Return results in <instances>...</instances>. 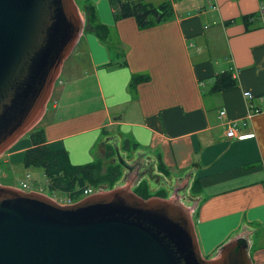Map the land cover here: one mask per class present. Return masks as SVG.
I'll return each mask as SVG.
<instances>
[{"label": "crops", "instance_id": "0c3cea01", "mask_svg": "<svg viewBox=\"0 0 264 264\" xmlns=\"http://www.w3.org/2000/svg\"><path fill=\"white\" fill-rule=\"evenodd\" d=\"M147 1L171 2L172 17L140 30L132 18L115 21L108 0H74L83 30L34 128L74 166L96 161L104 142L113 148L121 139L133 142L157 170L160 162L176 181L197 182L191 218L203 258L214 259L224 243L245 234L252 264H264V28L242 22L262 0ZM86 4L117 34L119 54L94 33ZM226 71L236 86L211 94ZM134 75L149 81L131 93ZM231 124L236 137L228 138ZM25 135L0 155L2 186L14 188V169L31 147Z\"/></svg>", "mask_w": 264, "mask_h": 264}, {"label": "water", "instance_id": "95a60500", "mask_svg": "<svg viewBox=\"0 0 264 264\" xmlns=\"http://www.w3.org/2000/svg\"><path fill=\"white\" fill-rule=\"evenodd\" d=\"M84 19L74 0H0V155L43 115ZM141 176L68 205L0 185V264H252L245 234L203 258L188 209L137 196Z\"/></svg>", "mask_w": 264, "mask_h": 264}, {"label": "trees", "instance_id": "16d2710c", "mask_svg": "<svg viewBox=\"0 0 264 264\" xmlns=\"http://www.w3.org/2000/svg\"><path fill=\"white\" fill-rule=\"evenodd\" d=\"M108 3L115 21L132 18L140 30L163 24L173 15V8L169 1H164L157 5L147 0H108ZM82 11L85 13L87 21L98 39L107 43L112 36L111 29L99 23L95 8L91 4H86ZM255 21L261 23L257 13L242 17V22L245 23L246 27L252 25ZM109 49L112 50L110 46ZM116 53H120L118 47L116 48ZM148 81L149 77L146 75L132 76L129 85L130 92L134 93L139 84ZM236 83L233 73L226 71L216 76L210 93L216 94L233 88ZM28 134L31 147L24 153L23 166L26 169L41 168L50 193L58 191L66 195L72 203H76L84 198L83 191L88 186L111 190L118 180L121 179L122 167L111 160V157L115 155L113 146L106 147L104 150L103 156L108 160L105 165L101 160H96L82 166H74L70 163L65 151L52 152L48 149L42 129L33 128ZM129 142V140L124 142V151L128 149L127 145H129ZM130 143L133 149L136 150V145L132 142ZM157 168L160 172H165L162 163L159 162ZM194 182L198 188L197 182ZM133 192L142 199L150 197L166 199L163 195H152L147 183L143 181L135 186Z\"/></svg>", "mask_w": 264, "mask_h": 264}, {"label": "rangeland", "instance_id": "374dc122", "mask_svg": "<svg viewBox=\"0 0 264 264\" xmlns=\"http://www.w3.org/2000/svg\"><path fill=\"white\" fill-rule=\"evenodd\" d=\"M174 1L176 3H178L180 0H174ZM182 1H185V0H182ZM81 14H82V12H81ZM111 33H112V36L107 41V43L113 51V49L116 50V48L119 46L120 43H119L117 34L114 33L113 30H111ZM117 44H118V46L116 47ZM73 54H71V55H73ZM69 57L67 58V60H65L66 61L65 63H67L66 65H68L72 61V58L69 59ZM62 81H64V75L60 76V78L58 77V79L56 81V87L59 85L58 83L62 82ZM37 124H38V122L35 124L34 127H36ZM34 127H32V129ZM24 139H26L30 142L29 134H26ZM125 141L126 140L121 139V141H119V143L116 142L117 143L116 145L118 146L117 149H118L122 159H124L126 162H128L130 164L136 160L137 161L142 160L145 163V161H147L145 156L137 154L136 150L133 149L130 142H129V145H127L128 149L126 151H124L123 148H124V142ZM104 143H105L104 147H103L104 150L106 147H108V148L112 147V143H110V142L109 143L104 142ZM105 145H107V146L105 147ZM103 154H104V151H103ZM97 160H101L104 163V165L108 162V160L105 159L103 155L98 157ZM111 160L113 162L117 163L115 155L113 157H111ZM153 164L154 163H152V165L150 164L151 169H150V175H149V176H151L154 173L155 176L150 179L152 181L147 180V178H143V182L147 183L149 190H150V193L152 195H163V197L165 196L166 199H170V200L177 199L186 209H188V211L191 214L193 209L195 208L196 201L199 197V191H198L197 186L195 185V182L194 183L189 182L187 185V190H185V191L183 190L182 193H180L178 196H174L172 194L171 189L174 188V186L176 184L175 183L176 179L174 177H172L169 173H166V172L159 173V171L156 169V167ZM153 168H154V170H153ZM4 170H6L5 167L0 168V181L1 182H5V180L1 179V177H2L1 171H4ZM7 172H8V174L10 173L8 169H7ZM27 175H29V178L27 179V183L29 185V188L23 189L21 187L20 181L25 180ZM125 175H127V172L125 171L124 168H122L121 179L118 180V182L114 185L113 188L125 187L126 185L131 184L132 181L135 179V178H132V179L128 178L127 181H124ZM156 175H158L157 177H159V179H158V181L153 182L155 180ZM12 177H13L12 180L14 181L12 185L16 189H19V190L24 191V192H37V193H40V194H43V195L50 197L51 199L55 200L59 204H63V205L69 204V203H67L68 198L66 199V195H64L58 191L52 192V193L49 192V188L46 185L47 181H46V178L44 176V172L41 168L36 167V168L26 169L23 165H18L14 169ZM125 179H126V177H125ZM88 188L94 189L96 191V193H101L103 191H106V190H102V188H100V187L88 186ZM131 190L132 191L135 190V187H131ZM216 257H217V255L215 256V258Z\"/></svg>", "mask_w": 264, "mask_h": 264}, {"label": "built area", "instance_id": "2783aa9c", "mask_svg": "<svg viewBox=\"0 0 264 264\" xmlns=\"http://www.w3.org/2000/svg\"><path fill=\"white\" fill-rule=\"evenodd\" d=\"M257 14H258L259 19H260V21H261V24H262V26H263V28H264V0H262V1L260 2V4H259V9H258V13H257ZM244 96L247 97V96H250V94H249V93H245ZM260 112H261V111H260L259 109H255V111H254L255 114H258V113H260ZM224 117H225V111H220V112H219V118H220V119H223ZM248 136H252V135H248ZM226 137H228V138L236 137V133H235V124H231V125L227 128ZM28 178H29V175L26 176V179H25V180H22V181L20 182L21 187H22L23 189H27V188H29V185H28V183H27V179H28ZM94 193H96V191H95L94 189H92V188H86V189L83 191V196H84V198H85V197H87V196H89V195H92V194H94ZM67 203L72 204V202H71L69 199H67ZM58 204H59V203H58ZM60 205H63V204H60ZM65 205H68V204H65Z\"/></svg>", "mask_w": 264, "mask_h": 264}, {"label": "flooded vegetation", "instance_id": "af4514ba", "mask_svg": "<svg viewBox=\"0 0 264 264\" xmlns=\"http://www.w3.org/2000/svg\"><path fill=\"white\" fill-rule=\"evenodd\" d=\"M131 164L133 165L132 172L130 173L127 170H125L128 173V177H126V179H124V181H127L128 178L129 179H132V177L134 175H138V174H142L141 178H147V176L150 175V169H151V167H150V164H148L146 161L144 163L142 160H140V161H137L136 160V161H134ZM153 182H155V181H153ZM185 185H186V182L185 181H182V180L178 181L175 184L174 188L171 189L172 194L174 196H178L180 193H182V191H178V190L182 189ZM183 190L184 191L187 190V187H185V189H183Z\"/></svg>", "mask_w": 264, "mask_h": 264}]
</instances>
